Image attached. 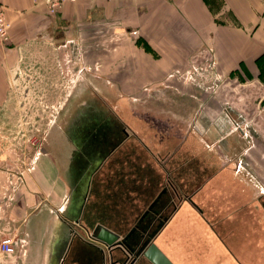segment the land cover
Segmentation results:
<instances>
[{"label": "crops", "instance_id": "0c3cea01", "mask_svg": "<svg viewBox=\"0 0 264 264\" xmlns=\"http://www.w3.org/2000/svg\"><path fill=\"white\" fill-rule=\"evenodd\" d=\"M0 12L10 23L9 42L0 47V113L28 59L43 70V91L55 94L56 61L68 64L67 49H78L85 65L92 50L90 81L124 98L145 95L151 90L144 84L203 60L224 74L264 63V0H78L55 14L41 0H0ZM137 32L150 51L131 36ZM152 135H129L86 157L95 167L83 188L76 182L81 174L66 172L71 143L49 140L34 157L16 159L0 142V238L23 237L32 264H152L143 255L151 242L174 264H258L260 241L247 233L219 238L216 246L211 241L207 254H185L182 243L169 247L165 228L186 218L176 216L182 205L169 211L166 160L156 150L163 143ZM101 226L120 244L96 239Z\"/></svg>", "mask_w": 264, "mask_h": 264}, {"label": "rangeland", "instance_id": "374dc122", "mask_svg": "<svg viewBox=\"0 0 264 264\" xmlns=\"http://www.w3.org/2000/svg\"><path fill=\"white\" fill-rule=\"evenodd\" d=\"M131 36L150 51L138 32ZM67 51V65L56 61L55 94L43 91V70L32 58L16 70L0 113L3 149L24 159L46 148L49 140L70 143L64 130L80 121L111 126L119 139L153 131L164 147L159 143L162 150H156L166 160L169 211L182 205L176 216L186 218H174L165 228L169 247L182 243L185 254L198 249L207 254L211 241L216 246L219 238L247 233L260 241L262 258L253 259L264 264V63L249 72L239 65L232 74H224L203 60L169 72L160 82L144 84L142 90H151L145 95L124 98L112 95L106 83L90 81L95 67L92 50L86 65L78 49ZM209 52L200 50L207 58ZM179 232L184 236H176ZM23 253L21 262L13 258L18 253L0 252V264H32V247L27 250L25 245Z\"/></svg>", "mask_w": 264, "mask_h": 264}, {"label": "flooded vegetation", "instance_id": "af4514ba", "mask_svg": "<svg viewBox=\"0 0 264 264\" xmlns=\"http://www.w3.org/2000/svg\"><path fill=\"white\" fill-rule=\"evenodd\" d=\"M79 115L80 116L85 115V112H80ZM99 125H100V122L88 123V122L80 121V122H77L76 126L73 127L72 130L71 128L69 130L65 128V130H67L66 132L64 130V133L66 134L65 137L68 139V141H70V143L75 148L71 152V156H72L71 164L72 165H70L71 167L68 166V169L66 170V172L68 173L72 172L73 176H75V174L77 173L81 174L80 175L81 177L76 179L78 187L83 188V186L86 185L87 183L86 178L89 175V172L93 170L95 167V163L92 161H88L86 157H88L91 154H95V153L97 154L102 151L105 152L107 150V147H110V146L112 147V143H114L116 140L119 139L118 136L114 137L113 130H112L113 127L111 128V126H103L106 124H102L103 127H100ZM110 128H111L110 132H107L106 129H110ZM122 132L124 134L126 133L125 130H123ZM125 137H129V136H124V138ZM77 157L81 158L82 160L84 158V161L86 162L87 167L85 166L83 167V169H81L80 167L81 161L79 159L77 160Z\"/></svg>", "mask_w": 264, "mask_h": 264}, {"label": "built area", "instance_id": "2783aa9c", "mask_svg": "<svg viewBox=\"0 0 264 264\" xmlns=\"http://www.w3.org/2000/svg\"><path fill=\"white\" fill-rule=\"evenodd\" d=\"M77 1L78 0H41L49 14L57 13L65 3H74ZM9 28V21L4 14L0 12V47L7 45L9 42ZM25 244L26 241L23 237L16 235L4 236L0 238V252L7 255H13L21 252Z\"/></svg>", "mask_w": 264, "mask_h": 264}, {"label": "water", "instance_id": "95a60500", "mask_svg": "<svg viewBox=\"0 0 264 264\" xmlns=\"http://www.w3.org/2000/svg\"><path fill=\"white\" fill-rule=\"evenodd\" d=\"M95 237L96 239L101 240L103 243L109 246L120 244V242L117 241V236L103 226L99 227L98 231L95 234ZM143 255L152 264H174L153 242H151L149 246L144 250Z\"/></svg>", "mask_w": 264, "mask_h": 264}]
</instances>
